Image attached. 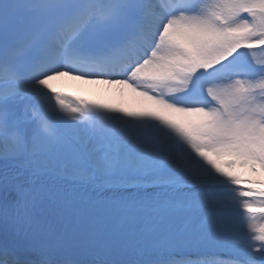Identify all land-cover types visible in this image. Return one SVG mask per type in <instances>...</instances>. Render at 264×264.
<instances>
[{
  "label": "snow or ice",
  "instance_id": "obj_1",
  "mask_svg": "<svg viewBox=\"0 0 264 264\" xmlns=\"http://www.w3.org/2000/svg\"><path fill=\"white\" fill-rule=\"evenodd\" d=\"M65 77L159 111L68 104ZM254 185L264 0H0V264H264Z\"/></svg>",
  "mask_w": 264,
  "mask_h": 264
},
{
  "label": "bare ground",
  "instance_id": "obj_2",
  "mask_svg": "<svg viewBox=\"0 0 264 264\" xmlns=\"http://www.w3.org/2000/svg\"><path fill=\"white\" fill-rule=\"evenodd\" d=\"M54 86H59V87H64L66 89H70V90H77V91H82L84 93L96 96L98 98H100L101 102L103 104H111L114 106H118V107H123L127 110L130 111H141V110H147L149 108H153V109H157V111H159L158 107L150 100H146L143 101L142 99H140L138 97L139 94L133 92V91H127L126 93H124V95L119 96V93H117L115 91V89H103L99 86L94 85V82H86L84 80H75V79H71L68 77L62 78L58 81H54L53 82ZM101 92H104V94H101ZM123 98H128L131 103L132 106L129 107V105H125L123 103V105H121V101L123 100ZM241 167H237V169H240ZM254 187H264V185H254ZM255 222H257L256 219H253ZM259 223V222H258ZM257 223V224H258ZM209 251L210 253H213V249L211 248H203L201 249V251ZM193 253L196 250H192Z\"/></svg>",
  "mask_w": 264,
  "mask_h": 264
},
{
  "label": "rangeland",
  "instance_id": "obj_3",
  "mask_svg": "<svg viewBox=\"0 0 264 264\" xmlns=\"http://www.w3.org/2000/svg\"><path fill=\"white\" fill-rule=\"evenodd\" d=\"M237 167L235 169H233L237 174H240L242 176H248V175H250V173L247 171V169H245L243 167H241L240 169H237Z\"/></svg>",
  "mask_w": 264,
  "mask_h": 264
}]
</instances>
